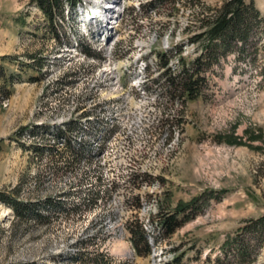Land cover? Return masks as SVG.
Segmentation results:
<instances>
[{"label": "rangeland", "instance_id": "rangeland-1", "mask_svg": "<svg viewBox=\"0 0 264 264\" xmlns=\"http://www.w3.org/2000/svg\"><path fill=\"white\" fill-rule=\"evenodd\" d=\"M223 1L85 0L53 33L30 0H0V68L13 76L0 82V191L48 216L21 222L0 202V264H264V38L203 70L193 99L164 86L198 59L202 12ZM140 60L145 94L116 92L104 71L127 86Z\"/></svg>", "mask_w": 264, "mask_h": 264}, {"label": "trees", "instance_id": "trees-1", "mask_svg": "<svg viewBox=\"0 0 264 264\" xmlns=\"http://www.w3.org/2000/svg\"><path fill=\"white\" fill-rule=\"evenodd\" d=\"M30 3L42 13L53 33V25L56 19L64 18V10L72 13L75 8L83 4L82 0H30ZM160 3L162 2L160 1ZM76 17L77 15L72 19L74 20ZM198 28V33L190 40L191 42L198 43L200 47L198 59L195 60L191 68L186 69L185 72L180 75L173 77H171V75H166V78L170 80L168 81L165 79L167 82H164L166 90H173L177 93L176 95L180 97L187 96L189 99L195 98L198 94V88H200L199 83L202 80L201 78H203L200 74L203 70L212 67L231 52H237L240 58L242 55L244 57V54H249L250 49L256 51L255 46L257 45L259 37L261 36V38H264V13L260 14L254 4L246 0H224L218 7L212 9L206 8V10L202 12ZM261 50L264 58V41L261 43ZM89 52H87V54L92 56L93 53ZM5 59V57H0V61H4ZM12 79L13 76L11 74L6 75L4 70L0 68V82L2 84H7L12 81ZM261 81L264 83V65L261 68ZM66 132V128L60 129L56 132L55 136L58 138L61 136L65 141L68 140V142H71V140L65 136ZM50 148L52 149V147ZM34 150L39 151L41 148L36 147ZM43 150L51 154L49 149ZM71 152V150L66 148L62 153H66L65 157L71 160L73 158ZM0 202L10 207L15 220L22 222L28 217H31L37 222L45 223L48 220V216H43L38 212L39 205L37 203L19 200L16 191L10 194L0 191ZM43 207L52 209L53 204L50 200H47ZM190 209L189 206L187 208H182L179 214H184ZM257 224L256 228L264 229V220ZM175 226V216L168 217L161 223V227L168 236L173 233ZM134 234L132 241L136 247H138V243H141L144 247L147 246L142 239L141 231L138 230ZM256 236L259 237L260 235L258 236L256 234ZM232 242H237V239ZM226 245H228V241ZM246 254L247 247L244 246H239L235 252L236 257L239 256L240 259H244L247 256Z\"/></svg>", "mask_w": 264, "mask_h": 264}, {"label": "built area", "instance_id": "built-area-1", "mask_svg": "<svg viewBox=\"0 0 264 264\" xmlns=\"http://www.w3.org/2000/svg\"><path fill=\"white\" fill-rule=\"evenodd\" d=\"M113 68L114 67L110 68L108 66L107 70L104 72L106 74H108L109 76H111L112 83H113V86H114L116 92L122 93L123 91H125L126 93H129L131 91L127 92L126 89L129 88V90H130L133 88H137L141 95L145 94L144 82H146V79H147V77H146L147 76L146 75L147 70H146V65L144 64L143 60H140L139 65H137L136 73H135L136 75L134 77V81L132 83L128 84L127 86H125V85L123 86L121 79L118 77L119 71H116V69H113Z\"/></svg>", "mask_w": 264, "mask_h": 264}, {"label": "bare ground", "instance_id": "bare-ground-1", "mask_svg": "<svg viewBox=\"0 0 264 264\" xmlns=\"http://www.w3.org/2000/svg\"><path fill=\"white\" fill-rule=\"evenodd\" d=\"M115 3L117 4L118 2H117V0H115ZM104 9V13L107 11V10H109L110 9V7H104L103 8ZM109 13V12H108ZM107 13V14H108ZM117 252H119V253H123L126 249H128V247L126 246V244H124L123 242H119L118 244H117Z\"/></svg>", "mask_w": 264, "mask_h": 264}]
</instances>
